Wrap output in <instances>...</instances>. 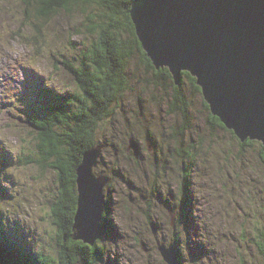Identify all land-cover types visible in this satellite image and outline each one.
Wrapping results in <instances>:
<instances>
[{
	"label": "rangeland",
	"instance_id": "1",
	"mask_svg": "<svg viewBox=\"0 0 264 264\" xmlns=\"http://www.w3.org/2000/svg\"><path fill=\"white\" fill-rule=\"evenodd\" d=\"M24 13L18 1L0 0V96L13 98L20 89L27 108L3 106L0 99V150L22 156L11 168L0 157V223L9 233L17 231L20 249L44 253L49 264H169L162 248L175 250L177 264H264V144L248 139L252 143L242 146L247 142L207 108L196 76L182 70L176 85L170 67L157 69L150 56L154 68L167 69L170 83L179 87L176 99L182 95L188 119L182 121L180 111L170 113L172 93L136 82V77L152 80V69L133 60L131 89L105 106L108 116L97 127L103 145L86 150L76 169L77 204L88 202L87 186L97 193L103 186V233L96 243L102 252L90 256L88 250L62 249L61 227L80 241L74 238L75 217L71 225L60 195L63 183L56 169L36 155L38 133L29 121L46 111L50 118L59 117L43 96L59 91L64 96L53 97L56 105L74 94L78 79L73 69L83 64L82 50L91 43L100 49L108 39L90 35L78 13L61 12L38 30ZM81 166L91 173L83 184ZM8 169L12 174H6ZM0 253L1 262L14 264L11 253Z\"/></svg>",
	"mask_w": 264,
	"mask_h": 264
},
{
	"label": "water",
	"instance_id": "2",
	"mask_svg": "<svg viewBox=\"0 0 264 264\" xmlns=\"http://www.w3.org/2000/svg\"><path fill=\"white\" fill-rule=\"evenodd\" d=\"M131 17L157 69L169 66L176 85L190 71L221 122L242 142L264 143V0H136ZM79 170L83 184L90 169ZM98 190L86 187L88 204L79 200L75 214L74 238L92 247L103 233ZM162 255L177 264L174 249Z\"/></svg>",
	"mask_w": 264,
	"mask_h": 264
},
{
	"label": "trees",
	"instance_id": "3",
	"mask_svg": "<svg viewBox=\"0 0 264 264\" xmlns=\"http://www.w3.org/2000/svg\"><path fill=\"white\" fill-rule=\"evenodd\" d=\"M15 1H18L25 9L23 14L25 20L30 21L35 30L39 29L38 25L40 23L50 24L61 12L67 14L78 13L81 15L83 26L86 27L90 35H100L108 39L106 46H102L100 49L98 45L91 43L82 50V55H85L83 64L82 66L79 65L80 69H73L78 79L77 93L67 94L68 99H65L63 103H59V101L56 105L55 101L50 103L51 108L53 110L57 109L55 111L59 112V117L58 114L56 116L52 114L53 118H50L46 111L42 112L43 117L39 115L38 118L34 117L29 121L32 128L38 133L39 145L36 155L40 154L44 157L41 158L40 162L50 163L52 168L56 169L60 183H63L62 189H70V187L73 189V191H71L72 189L67 190L65 194V191H62L60 187V195L65 199L63 207L70 211L72 218L69 223L72 225L77 210L76 169L81 162L82 154L86 150L103 145L101 138H96L97 127L101 120L108 116L109 110H105V106L109 105L110 107L116 104L121 100L122 95L131 89V84L136 77L130 70L132 61L138 58L145 69H152V71H148L152 75V80H138V77H136V82L141 83L144 87H153V89L163 93H172L175 102H173L174 108L171 106L170 113L180 111L179 115L183 117L182 121H187V115H185L187 106L182 95L181 98L176 99L179 87L174 82L170 83L171 77L168 70H156L138 40L130 15L135 0ZM32 41L31 43L34 44ZM88 59L91 60V64H89ZM93 61L95 62L94 66L92 65ZM66 67L69 68V65H66ZM193 84L195 85L194 82ZM55 97L63 98L59 97L58 94ZM45 99V96H43V100ZM21 105L26 108L24 104L21 103ZM43 107L44 104L41 108ZM207 108L209 109L208 105ZM60 116H64V119L61 120ZM215 119L223 126L218 118ZM56 125L65 128L63 131H57L55 129ZM176 138H178L177 135ZM246 142L242 146L250 145L251 141ZM40 166L44 167V164ZM63 175L68 177L66 181L63 180ZM66 182L70 184V187L68 184L66 186ZM53 211L55 212V209ZM71 234L72 231L69 232L68 230L66 232L61 227L60 239L65 243L62 245L63 250L68 251L69 247L79 252L88 250L87 253L90 256L102 252L101 246L98 244L94 247H86L81 240L74 241ZM20 241L22 242L20 237L9 233L1 227L0 223V251L11 253L10 260L14 264H46L47 260L44 253L37 252L35 256L31 249L24 252L23 249H20L21 243H18ZM5 242L6 246L4 245ZM98 243H100V240ZM3 256L5 257V255ZM1 259L2 254L0 253V264H7L1 262ZM52 261L55 263L54 258ZM88 264L90 263L88 262Z\"/></svg>",
	"mask_w": 264,
	"mask_h": 264
},
{
	"label": "bare ground",
	"instance_id": "4",
	"mask_svg": "<svg viewBox=\"0 0 264 264\" xmlns=\"http://www.w3.org/2000/svg\"><path fill=\"white\" fill-rule=\"evenodd\" d=\"M90 16V15H89ZM93 30V29H92ZM99 36V35H98ZM104 37V36H103ZM117 37V36H116ZM33 40V39H32ZM96 61V60H95ZM34 72V71H33ZM34 76V75H33ZM24 78V77H23ZM31 78V77H30ZM35 82H37L36 81V79H35ZM15 83V82H14ZM20 85V84H19ZM37 86H39L38 84H37ZM37 86H36V88H37ZM15 87V86H14ZM20 87H21V85H20ZM45 91V90H44ZM18 92L19 93H17V94H14L13 93V98H11L9 95H7V94H3V95H1L0 96V99L1 98H3L2 99V103H3V106H6L5 104L7 103V102H9V103H13L12 105H9V107H11V108H16V109H18V110H20V107H21V101L22 100H24V97H22V95L23 94H21L20 93V89L18 90ZM60 92L58 91V92H56V91H51L50 90V92H49V95L47 96V98L45 99L46 101H47V103L50 105V103L52 102V101H54L53 100V97H55L56 96V94H58L59 95V97H63L64 95H60L59 94ZM67 95V94H66ZM2 106V107H3ZM1 107V108H2ZM143 109H144V107H143ZM3 110V109H2ZM25 112H27V111H25ZM25 112H23V113H25ZM34 117V116H33ZM248 139H250V137H248ZM251 140H258V139H251ZM250 140V141H251ZM258 141H260V142H262L263 143V141L262 140H258ZM264 144V143H263ZM11 151V150H10ZM9 150L8 151H2V150H0V153H1V158L2 159H4V161H3V166H4V163H5V161H8V163H9V167L11 168L13 165H15L16 163H21V161H22V156H21V154H19V153H17L16 154V156H15V158H13L12 157V154H8V152H10ZM44 158V157H43ZM1 159V160H2ZM36 159V158H35ZM45 161V160H44ZM100 162V161H99ZM25 163V162H24ZM35 163V162H34ZM2 166V165H1ZM9 168V169H10ZM7 170V173L6 174H12V170ZM3 173V172H2ZM3 175V174H2ZM1 176V175H0ZM8 178H9V176H2L1 177V179L2 180H5V181H10V180H8ZM63 178V177H62ZM17 179L18 178H16V181H17ZM12 180V179H11ZM58 182V181H57ZM113 207V206H112ZM192 219V218H191ZM194 222V221H193ZM12 226V225H11ZM191 226V225H190ZM2 227V226H1ZM3 228H5V227H3ZM16 229V228H15ZM115 229V228H114ZM9 231H11V230H9ZM116 231V230H115ZM6 232V231H5ZM3 233V232H2ZM114 233V232H113ZM13 234H14V236H18V234H17V231L15 230V231H13ZM11 235V234H10ZM8 237V236H7ZM19 237V236H18ZM16 238V237H15ZM82 241V240H81ZM13 242V241H12ZM94 254V253H93ZM115 264V263H114Z\"/></svg>",
	"mask_w": 264,
	"mask_h": 264
},
{
	"label": "flooded vegetation",
	"instance_id": "5",
	"mask_svg": "<svg viewBox=\"0 0 264 264\" xmlns=\"http://www.w3.org/2000/svg\"><path fill=\"white\" fill-rule=\"evenodd\" d=\"M101 262V261H100Z\"/></svg>",
	"mask_w": 264,
	"mask_h": 264
}]
</instances>
